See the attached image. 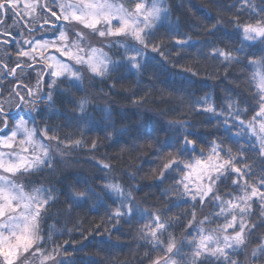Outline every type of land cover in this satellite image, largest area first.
<instances>
[{"label": "snow or ice", "instance_id": "snow-or-ice-1", "mask_svg": "<svg viewBox=\"0 0 264 264\" xmlns=\"http://www.w3.org/2000/svg\"><path fill=\"white\" fill-rule=\"evenodd\" d=\"M237 3L239 7L232 5L236 8V15L230 23L235 27L240 46L234 49L212 47L208 52V56L221 60L225 65L240 62L238 54L245 51L246 42L264 45V0H260L259 5L256 0H237ZM9 13L14 19L12 27L24 28L27 35L21 33L22 40L16 41L17 63L14 66L10 67L6 62L11 59L10 54L0 58V78L17 80L16 86L8 91L7 100L3 99L4 93L0 91V264H65L63 260L56 259L59 246L45 247L48 241L55 245L52 231L47 237L41 234V221L59 197L53 194L52 187L21 180L45 168L54 170V157L48 141H55L58 145L62 142L53 129L47 126L37 128L29 113L22 114L23 109H35L37 100L43 99L40 92L45 75L51 78L47 95V102L51 105L52 85L61 78L69 80L79 90V82L83 80L81 68L101 78H111V72L125 65L137 73L146 70L155 59L149 55V48L151 52L164 56L161 51L163 42L153 43L150 36L157 22L168 15V9L164 0H128V6L116 0H0V25L10 18ZM245 13L248 14L247 19L243 18ZM66 25L71 27L66 28ZM48 27L53 29V38L32 36L33 32ZM216 29L217 24H213L208 31L212 33ZM88 34L109 43L96 46ZM172 39L174 47L192 46L191 37L180 38L178 34ZM105 47L123 49L124 55L119 61L113 60L104 51ZM247 47L253 48L255 44L248 43ZM261 52L259 58L255 53L247 56L248 65L254 69L249 84L254 88L255 105L241 107L247 102L229 98L218 111L207 94L190 105L197 114H212V118L218 121V127H227L229 132L236 128L237 131L232 133L236 137L250 133L255 143L250 148L240 145L233 151L231 146H225L223 139H213L207 147L199 148V155H193L197 151V141L189 139V136L197 133L188 132L178 148L161 157L160 166L154 170L161 183L173 171L180 176L173 185L163 189L161 195L175 190L180 197H187L184 203L191 204V209L182 214L190 216L187 220L189 229L198 225L196 235L187 240L191 248L190 261L180 253L184 242H178L168 231L174 224L180 223V217L165 216L161 210L141 208L132 193L126 192L118 180L113 179L103 185L106 195L110 193L119 200L110 211L108 221L118 225L121 220L129 222L139 216L144 221L138 229L140 238L161 249L163 255L152 259L150 264H207L208 260H214L215 264H264V235L256 237L257 243L250 252L245 251L256 230L264 228V48ZM36 68L39 71L35 88L19 82L18 73L22 77L26 70ZM185 71L196 75L191 68ZM89 103L87 97L79 98L74 110L79 115L70 119L88 122L91 119L87 112ZM13 106L18 111L13 112ZM249 111H252L250 118L243 119ZM110 117V110L105 109V118ZM30 119L33 120L31 127ZM177 123L186 129L187 121H170L169 125ZM84 143L83 139L69 140L64 146L76 148ZM96 148L97 142L93 141L91 150ZM250 150L260 161L258 173L254 170L255 161L247 162L246 153ZM185 153H189V157L182 159ZM101 163L103 169L112 168L111 164ZM229 180L232 190L221 193L220 184ZM66 196L70 201L67 205L70 212L93 197L99 198L100 194L91 186L78 188L72 185ZM206 203H212L219 211L197 220V205L203 207ZM254 205L260 209L259 222L252 219ZM220 218H223V223L205 227ZM165 235L166 241L163 239ZM241 253L247 257L243 262L239 259Z\"/></svg>", "mask_w": 264, "mask_h": 264}, {"label": "trees", "instance_id": "trees-1", "mask_svg": "<svg viewBox=\"0 0 264 264\" xmlns=\"http://www.w3.org/2000/svg\"><path fill=\"white\" fill-rule=\"evenodd\" d=\"M121 2L128 5V0ZM256 3L259 5L260 0H256ZM233 4L239 7L237 0H164L168 15L157 22L150 36L153 43L163 42L161 51L164 56L151 52L149 48V55L155 59L146 70L137 73L125 65L111 72V78H101L87 77V72L81 68L83 80L79 82V90L69 80L61 78L52 85L51 105L47 102L50 84H44L43 99L37 103L36 111L29 114L37 128L47 126L53 129L62 143L58 145L55 141H48L54 157V170L45 168L21 180L52 187L53 194L59 197L41 221V234L47 237L52 231L55 240V245L48 241L45 247L51 249L59 246L57 260H63L65 264H150L152 259L163 255L160 248H154L140 238L138 229L144 221L139 216L129 222L121 220L118 225L108 221L110 211L119 200L110 193L106 195L107 190L103 185L115 179L126 192L132 193L141 208L161 210L165 216L180 217V223L174 224L168 231L178 242H184L180 253L190 261L191 248L187 240L196 235L198 225L189 229L187 220L190 216L182 214L191 209V204L184 203L187 197H180L175 190L161 195L162 190L173 185L180 176L173 171L161 183L154 170L160 166L161 157L178 148L182 137L188 132L197 133L189 136V139L197 141V151L193 155H199V148L207 147L213 139H223L225 146H231L233 151L240 145L250 148L255 143L250 133L236 137L232 134L237 131L236 128L229 132L227 127H218V121L212 118V114H197L190 107L206 94L218 111L229 98L246 101L241 107L257 103V99L253 98L254 88L249 84L254 69L248 65L247 56L255 53L259 58L264 45L246 42L245 51L238 54L240 62L230 65L208 56L212 47L234 49L240 46L235 27L230 23L236 15ZM243 18L247 19L248 14L245 13ZM12 21L10 17L0 25V36L3 35L2 29L15 36L11 43L0 40V58L10 54L11 59L6 60L9 66L14 62L12 56H16V41L22 40L21 33L27 34L22 27H12ZM213 24H217V29L210 33L208 29ZM178 34L180 38L191 37L192 46L174 47L172 37ZM32 36L53 38V35H42L40 30L33 32ZM248 43H254L255 47L248 48ZM108 49H111L113 60L119 61L124 55L119 49ZM186 68H191L196 75L185 71ZM11 83L9 78H0V91L4 95L10 90L5 85ZM81 97H87L90 102L87 112L91 119L88 122L70 119L79 115L74 110ZM105 109L110 110V119L105 118ZM25 110L22 114L26 113ZM251 115L252 111H249L243 119L247 120ZM170 121H187L186 129L178 123L170 126ZM29 125H33L32 119ZM76 139H83L85 143L76 148L64 146L69 140ZM93 141L97 142L95 150H91ZM246 155L248 163L255 161L254 170L258 173L260 161L256 159V153L250 150ZM188 157L189 153H185L181 158ZM101 162L111 164L112 168L103 169ZM72 185L78 188L91 186L100 196L69 212L67 205L70 201L66 193ZM220 190L221 193L231 191V181L220 184ZM114 200L116 203H113ZM217 211L219 209L212 203H206L203 207L197 205V220ZM253 211L252 219L259 222V207L254 205ZM217 223H223V218L205 227H215ZM261 235H264V228L256 230L245 251L250 252L257 243L256 237ZM163 239L166 241L167 235ZM64 241L69 243L65 244ZM239 259L243 262L247 257L241 253ZM207 264H215V261L208 260Z\"/></svg>", "mask_w": 264, "mask_h": 264}, {"label": "rangeland", "instance_id": "rangeland-1", "mask_svg": "<svg viewBox=\"0 0 264 264\" xmlns=\"http://www.w3.org/2000/svg\"><path fill=\"white\" fill-rule=\"evenodd\" d=\"M116 2H118V3H122L121 2V0H116ZM126 6H128V5H126ZM10 17H11V13H9L8 14ZM12 22H11V25H13L14 24V19L12 18ZM39 23V22H38ZM66 28H70L71 27V25H66L65 26ZM17 28H20L19 26L17 27ZM3 31H6V30H1V32H3ZM6 32H8V31H6ZM41 34L42 35H44V34H48V35H53V29L51 28V27H48V28H44L43 29V31H41ZM57 35H58V33H57ZM4 36V35H3ZM8 37V36H7ZM88 38L93 42V44H95L96 46H102L103 44H105V40H103L104 42H103V44H100L99 42H101L102 40L99 38V37H97V36H92L91 34H88ZM8 41H10V39H8ZM107 43H109V41L107 40ZM113 48H115V47H113ZM116 49H118V48H116ZM110 50L111 49H108V48H104V51H106V52H108L109 53V55H110ZM119 50H121L122 52H123V49H119ZM51 51V50H50ZM12 58H13V60H14V62L12 63L11 62V66H14L15 65V63H17V58H16V56H12ZM10 66V67H11ZM86 71L87 72V74H88V76L87 77H90V76H93L90 72H88L87 71V69L86 68H83L82 69V71ZM30 71H35L36 72V75H37V71H39V69L38 68H36V69H33V70H26L24 73H23V76L25 75V74H27V73H30ZM29 75V74H28ZM18 78H19V80H23L24 78H20V74L18 73ZM37 79H38V77H36L35 78V84H23V85H27L29 88H35V86H36V82H37ZM14 81H17V80H14V79H12V83L11 84H6L5 86L7 87V88H13V87H15L16 86V84H14ZM43 86H44V84L42 85L41 84V92H40V96L42 97L43 96V91H42V89H43ZM3 99L4 100H7L8 99V92H6L5 93V95L3 96ZM39 100L40 99H38V101H37V103L39 102ZM37 107H38V105L36 104V108L35 109H31V108H28V107H25V112L26 113H34L35 111H36V109H37ZM15 107L13 106V108L12 109H14ZM30 126V125H29ZM31 127V126H30Z\"/></svg>", "mask_w": 264, "mask_h": 264}, {"label": "flooded vegetation", "instance_id": "flooded-vegetation-1", "mask_svg": "<svg viewBox=\"0 0 264 264\" xmlns=\"http://www.w3.org/2000/svg\"><path fill=\"white\" fill-rule=\"evenodd\" d=\"M3 33V35H1L0 36V40L1 41H6V40H8V39H11V38H14L15 36H14V34H12L11 32H6V31H3L2 32ZM5 33H10V34H5ZM24 35H27V34H24ZM8 36V37H7ZM7 62V61H6ZM29 74V75H28ZM37 77V75H36V72L35 71H30V73H27V74H25L24 76H20V78H24L23 80H19V82L21 83V84H35V78ZM9 79H11L12 80V78L11 77H8ZM7 83V82H6ZM14 84H17V81H14ZM43 84H51V78L49 77V76H47V75H45L44 76V82L42 83V85ZM57 84V83H56ZM42 91H44V86H43V89H42ZM38 101V100H37Z\"/></svg>", "mask_w": 264, "mask_h": 264}]
</instances>
